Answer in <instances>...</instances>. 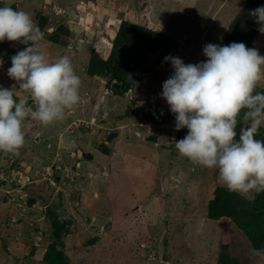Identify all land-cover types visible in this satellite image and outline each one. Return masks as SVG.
<instances>
[{
  "label": "rangeland",
  "instance_id": "rangeland-1",
  "mask_svg": "<svg viewBox=\"0 0 264 264\" xmlns=\"http://www.w3.org/2000/svg\"><path fill=\"white\" fill-rule=\"evenodd\" d=\"M81 1L0 0V7L27 11L36 24L34 9L41 10L48 32L59 22L71 24L72 46L51 42L47 33L38 47L49 61L67 56L81 80L77 106L46 126L26 120L19 154L1 156L10 159L0 174L5 179L0 187V264H48L46 249L59 242L65 245L67 264H216L222 257L264 264V256L255 254L231 219L207 216L214 189L225 184L218 169L193 164L179 154L175 142L188 129L176 130L175 114L161 95L163 83L174 73L164 58L178 57L186 65L206 61L204 46L218 45L236 5L244 0H103V5L86 8ZM125 2L127 15L135 14L137 21L175 44L170 53L163 48L146 53L139 83L123 94H110L104 88L113 86L112 81L90 76L87 65L91 49L98 57L108 55ZM30 44L0 42V87L14 89L17 102L27 98L35 107L7 72L11 57ZM250 48L264 56L263 27L256 29ZM257 85L264 89V79ZM117 127L111 144L104 131ZM54 167L62 172L59 182ZM34 188L42 191L32 194ZM58 192L68 211L60 207L55 213L60 220L72 221L60 240L47 216L61 201L56 200ZM256 192L242 194L252 198ZM29 195L34 198L31 205ZM107 219L111 226L96 231Z\"/></svg>",
  "mask_w": 264,
  "mask_h": 264
},
{
  "label": "clouds",
  "instance_id": "clouds-1",
  "mask_svg": "<svg viewBox=\"0 0 264 264\" xmlns=\"http://www.w3.org/2000/svg\"><path fill=\"white\" fill-rule=\"evenodd\" d=\"M250 14L264 24V6ZM43 38L44 33L26 11L0 7V42H31L11 57L7 72L35 104L30 106L27 98L17 102L14 89L0 87V151L19 154L25 144L26 120L46 126L62 120L66 111L80 102L81 80L70 59L63 56L49 61L38 47ZM203 54L208 59L195 65H186L178 57L164 58L171 62L174 73L163 83L162 98L175 114L176 130L188 129L175 147L193 164L218 169L229 191H264V141L255 138L264 124V92L256 91L264 79V56L237 42L207 44ZM3 62L0 59V65ZM105 88L111 94L110 87ZM240 121L247 127L241 128L236 139ZM141 128L135 130L136 135ZM254 251L264 256V249Z\"/></svg>",
  "mask_w": 264,
  "mask_h": 264
},
{
  "label": "trees",
  "instance_id": "trees-1",
  "mask_svg": "<svg viewBox=\"0 0 264 264\" xmlns=\"http://www.w3.org/2000/svg\"><path fill=\"white\" fill-rule=\"evenodd\" d=\"M85 1L88 5L95 3H102L103 5L104 2L103 0ZM110 2L112 4L113 1ZM128 5L129 3L125 2L121 6V15L118 17L120 23L116 27L114 37L110 43L108 55L104 58L98 57L93 54L94 51L91 49V55L88 59L87 73L90 74V76H100L102 79L106 80L115 78L117 82H121V84L116 83L113 86H108L111 89V94L120 92V94H123L130 89V86L137 85L139 83L145 71L143 60L145 59L146 53L156 51L159 48H163L166 52L170 53L171 46L175 44L174 39L163 33L154 31L137 21L136 17H134L135 14L132 13V17L127 15L125 11H127ZM260 6H264V0H244L243 3L236 5L235 8L237 10L234 8L236 13L233 15L234 17L232 18V21L226 28L217 46H226L233 42H237L244 43L247 48H250L256 29L258 27L264 28V24L258 23L257 18L250 14L253 10ZM40 11L41 10L39 9H34V13L37 18V25L44 33V37L47 36L48 33L47 38L51 42L61 46H70V40L74 36V33L71 30V24H67V21L59 22L56 28L48 32L45 28L46 17L43 15L44 12L42 13ZM73 47L75 49L78 48L75 45ZM256 91L264 92V89L257 85ZM14 99L17 100L15 95ZM242 114L243 113H241V116ZM106 115H108V113ZM145 118L147 120L148 116L145 115ZM101 120L106 122L103 118ZM243 124L244 123L242 121L237 124L236 139L239 138L240 128ZM110 128L104 131V139H109L108 141L113 144L114 137H116L114 134L116 133L115 131L117 128ZM255 138L264 141V124H262L259 128ZM41 145L44 146V144ZM106 150L107 149H105V152ZM49 153L50 152H47L45 155L40 154L42 155L41 158L44 156L46 157ZM7 154L0 151V161L2 165L10 159V156L4 157ZM2 155H4V158L1 157ZM20 161V158L15 160L16 164ZM74 168L75 165H73V169ZM53 170H58L54 175L55 181H61V179H63L61 175L62 172L56 167H54ZM4 171L5 169L0 167V174H4ZM4 181L5 179L0 177V187H4ZM47 185L48 188H50L52 184L49 182ZM26 188L24 189L25 192ZM36 191H42V189L34 188V191L32 190V194H35ZM30 193L31 192L28 194ZM62 196V192L56 193V200L60 198L61 201L56 202L52 209L48 210L47 213L48 219H50L53 227L54 236H56L59 240L62 239L64 233H67V227L72 222L69 217L64 220H60L55 213V209L60 207H63L65 211H68L65 205V198ZM33 199L34 198L29 195L28 203L30 205L32 204ZM207 216L212 220L228 217L243 234V236H245L253 251L264 249V191H257L254 197L248 198L242 193L229 191L226 186L218 185L214 189L213 197L208 202ZM51 244L54 245H50V247L46 249L44 255L45 262L48 264H67V256L65 255L63 249L65 246L64 243L59 242ZM216 264L240 263L237 259L222 257L218 259Z\"/></svg>",
  "mask_w": 264,
  "mask_h": 264
},
{
  "label": "water",
  "instance_id": "water-1",
  "mask_svg": "<svg viewBox=\"0 0 264 264\" xmlns=\"http://www.w3.org/2000/svg\"><path fill=\"white\" fill-rule=\"evenodd\" d=\"M246 127H247V125L243 124L241 128H246ZM241 128H240V130H241ZM159 186H160V183H159V181H157V188H159ZM111 224H112L111 219L104 220L102 225L100 226V228H96L95 230L97 231L99 229L101 231H106L111 226ZM95 234H97V233H95ZM162 264H167V263L163 262Z\"/></svg>",
  "mask_w": 264,
  "mask_h": 264
},
{
  "label": "built area",
  "instance_id": "built-area-1",
  "mask_svg": "<svg viewBox=\"0 0 264 264\" xmlns=\"http://www.w3.org/2000/svg\"><path fill=\"white\" fill-rule=\"evenodd\" d=\"M54 6H55V5H54ZM54 6L52 5V8H53ZM115 82H116V80H115V79H112V83H115ZM105 91H106V92H109V90H108L107 88H105ZM140 245H141L142 248H145V244H144V243H141Z\"/></svg>",
  "mask_w": 264,
  "mask_h": 264
},
{
  "label": "crops",
  "instance_id": "crops-1",
  "mask_svg": "<svg viewBox=\"0 0 264 264\" xmlns=\"http://www.w3.org/2000/svg\"><path fill=\"white\" fill-rule=\"evenodd\" d=\"M167 264H168V262L167 261H165Z\"/></svg>",
  "mask_w": 264,
  "mask_h": 264
}]
</instances>
